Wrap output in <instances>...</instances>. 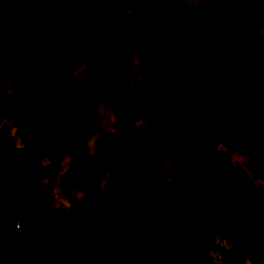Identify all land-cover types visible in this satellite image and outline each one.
I'll return each instance as SVG.
<instances>
[{"label": "trees", "instance_id": "1", "mask_svg": "<svg viewBox=\"0 0 264 264\" xmlns=\"http://www.w3.org/2000/svg\"><path fill=\"white\" fill-rule=\"evenodd\" d=\"M12 1L25 10L12 11ZM88 1L0 0V97L21 92L25 121L35 130L7 153L0 146V264H264V245L259 254L234 247L235 234L246 244L264 235V170L253 164L264 157V0H194L181 11L167 0H120L86 10ZM89 18L94 38L87 41ZM65 19L75 24L76 41L38 44L39 25L59 31ZM169 20L176 23L165 29ZM21 21L27 28L18 31ZM237 23L243 30L233 40ZM132 36L131 52L119 56L116 41ZM235 51L246 52V65L255 64L257 82L232 65ZM122 65L130 71L124 75L138 76L129 94L114 85ZM48 70L80 79L77 96L65 98L52 84L40 95L35 89ZM96 75L109 84L108 95H99ZM152 88L174 111L173 121L146 97ZM184 91L193 107L185 123ZM90 94L99 101L88 123L91 105L80 97ZM139 113L153 139L136 147L140 131L131 119ZM218 119L230 128L225 149L212 128ZM181 130L191 143L178 142ZM18 133L7 112L0 113V141L12 142ZM39 146L70 153V175H42L33 190L11 186L6 167L28 172ZM178 149L204 157L202 178L175 170ZM85 152L103 161L100 170ZM239 152L246 159L233 162L232 172L224 162ZM144 230L152 249L180 243L179 257L145 254Z\"/></svg>", "mask_w": 264, "mask_h": 264}, {"label": "rangeland", "instance_id": "2", "mask_svg": "<svg viewBox=\"0 0 264 264\" xmlns=\"http://www.w3.org/2000/svg\"><path fill=\"white\" fill-rule=\"evenodd\" d=\"M193 1L194 0H168V3L170 6H176L179 10L180 9L182 10L188 7L191 3H193ZM49 2L53 3L52 1ZM119 2L120 0H89L86 4L87 6L86 10L88 6L98 3H106L109 5H114V4H118ZM9 7L18 13H20L25 9V5L22 2L9 4ZM171 24H174V22L167 21L166 23H163V26L165 29H167L168 27L172 26ZM141 25L144 26V24ZM236 25L240 26L238 27L239 30H241V28L243 27V23H237ZM89 27L90 29L87 28V30L92 31L91 26ZM235 29L236 27L234 28V30ZM69 33L70 32H68V34ZM133 42L134 41H129L128 45L125 46L124 44L120 45L119 53L126 52L129 49V45H132ZM127 70L128 69L125 67V65H122L120 69L121 75H124L127 72ZM47 76L49 75L47 74ZM119 81L121 84H123L126 83L125 81L127 80L126 78H121ZM128 87H130L129 89H131V86L128 85ZM20 97H21V92H19L16 95L5 94L0 97V113L6 111L10 121L19 129V133L12 142H9L8 140L5 139H2L0 141L1 149L6 153L9 152L14 145H17L21 143L23 140L27 138H31L35 135L34 127L25 121ZM96 98L97 96L94 95L89 99H87V101L89 103H94ZM150 98L152 100H155V98L152 96H150ZM157 99L160 100V97L158 96ZM167 114L170 116V117L168 116L169 117L168 119L172 120L173 119L172 116L168 112ZM164 115L166 116V114ZM172 115L175 117V113H173ZM189 118L190 115L186 116L184 118L183 123L187 122ZM217 121L219 122L217 123L214 121L215 123L212 125L213 129H215L213 132L215 133V135H217L218 138H221L222 140L219 141L218 143L219 147L225 149L226 144L224 143L223 138H225L226 135L229 133L230 128L229 126H226L223 122H220L221 120L218 119ZM131 124L133 125L134 128H138L140 131L136 136V140H135L136 147L144 146L145 144H147L149 140L153 139V134L150 131V129L144 130L145 118L143 115H141V113L135 115L131 119ZM176 137L178 142L182 144H189L192 142L191 135L188 132L186 133L184 130H181L180 133L176 135ZM117 149L120 150V147L117 146ZM206 149H207L206 147H199L198 152L202 153L206 151ZM230 156L231 158L229 159V161L226 160L224 164L228 170L235 172V169L232 167L231 164H233V162L243 163L246 157L242 152L232 153ZM85 158L86 160L91 161L98 170L102 168V162L96 159L94 155L85 152ZM173 163L175 166V170L179 171L187 179L202 178L207 169L204 164V157L201 154L192 156L184 151H180L179 149L173 156ZM255 163H254L256 165V166L254 165L255 168L259 170L263 169L264 157L258 158V161H255ZM72 164H73V160L71 159L70 153L58 154L46 146H39L37 150V161H35L32 169L29 170L28 172H25L24 170L16 166H7L5 169L6 181L11 186L27 185L29 189L33 190L36 188L37 182L40 176L42 175H45L47 177H51L55 173H61L62 175H66V174L70 175L68 173V170ZM176 187L177 186L174 181L170 182L169 184L170 193H175ZM166 198H167L166 196H162L158 199V202L162 205L165 203ZM147 236H148V231L144 230L142 234V239L144 242L142 246V250L145 254L151 255L155 260L161 259L164 261H170L179 257L181 251L180 243L174 244L173 246L168 248L162 247L159 249H152V247L146 242ZM234 241H235L234 247L237 248L238 254L243 253V250L247 248V245L251 248V250H253V252L259 254V251L262 248L261 246L264 245V235H257L253 237L248 242V244H246V242L243 241L238 234H235Z\"/></svg>", "mask_w": 264, "mask_h": 264}, {"label": "crops", "instance_id": "3", "mask_svg": "<svg viewBox=\"0 0 264 264\" xmlns=\"http://www.w3.org/2000/svg\"><path fill=\"white\" fill-rule=\"evenodd\" d=\"M167 2H168V0H167ZM12 3H19V2L18 1H12L10 4H12ZM168 5H169V3H168ZM170 7H173L175 9L179 10L176 6H170ZM12 11L16 12L15 10H12ZM23 11H21V12H23ZM179 11H181V9ZM68 19H67V21H66V19L64 20L62 25L58 27L59 31L55 30L56 32L54 31L55 27L54 28H49V27H46L43 24L39 25L38 31H37V42H38V44H40L42 46L48 45L49 43H51L50 40H52L53 38H58V39L61 38V39H67V40H71V41H76V35H77L76 26H75V24L73 22L68 21ZM88 20L89 21H88L87 25H85V32H86L85 36H86L87 41H90V40H92L94 38V28H93L94 22H93V20L91 18H89ZM169 21H171V20H169ZM175 23L176 22H174V24ZM174 24H171V25L173 26ZM89 26H91L92 31L87 30V28L90 29ZM238 27H240V26H236L235 30H234L235 27L233 28V31H232L233 32L232 33L233 40L236 39L239 36V34L241 33V31H242L243 27L241 28V30H239ZM25 28H27V26H23L22 21H21V23L18 25V31H22ZM68 32H70V33L68 34ZM129 41H134L132 45H129V49L126 52H124V53H119V46L123 45V44H124V46L128 45ZM135 42H136V38L134 36H132L130 38H125V39L124 38L118 39L116 41V43H115V48H116L117 54L119 56H125V55L129 54L131 52V49H132L133 45L135 44ZM245 59H246V52L245 51H235L230 56V62L232 63V65L234 67L240 68L242 70H247V72L250 74V76L257 82L258 81V73H257V69H256L255 64L246 65L245 64ZM47 74L49 76H47ZM126 74H130V71H127ZM48 77H49V79H48ZM121 78H126V80H127V81H125L126 83H123V84H126V85H123V84L120 83L119 80ZM95 80H96L97 85H98V93H99V95H101V96L108 95L109 91H110V87H109V84L107 83V81L103 77H101L99 75L95 76ZM137 80H138V76L134 77V76L121 75L120 74V76H117V78L115 79L114 85L117 88V91L119 93H121V94H127L128 93L129 94V93H132V92L137 90ZM42 83L43 84H41V85L43 87L37 86V88L35 89L36 91L40 92L39 93L40 95L42 94V90L44 91L46 89V86H44V85L52 84V85H55V86L58 87V89L60 90L61 94L65 98H73V97L77 96V91H78V88H79V86L81 84V80L80 79H76V78H72V77L61 78V77L55 75L53 72L48 70L45 73V75H44ZM128 85L131 86V89H129L130 87H128ZM94 95L97 96V98L95 99L94 103H89L87 101V99H89L90 97H92ZM182 95H183V101H184V107H185V113H184V117L182 119L184 121V118L186 116L191 115L193 113V107H192V103H191V95L189 94V92L184 91ZM150 96L154 97L155 100H152L150 98ZM158 96L160 97V100L157 99ZM146 97L148 99H150L151 101H153V103L156 104L162 110L163 114H166L165 117H167V119L170 117L167 114V112H168L173 118L170 121L174 120L175 117L172 115L174 113V111H172V110L167 108V106H166V104H165V102H164V100L162 98L161 91L159 89H156V88L150 89ZM80 99L85 104L91 105V108L89 109L88 115H87V121H88V123H91L92 120H93L92 118L94 117V114L96 112L95 108H93V107L97 105V103L99 101V96H98V94H90V95L81 96ZM141 115H143V114L141 113ZM215 122L218 123L219 121L215 120ZM179 128L180 127H178L177 130ZM212 128H213V126H212ZM213 130H215V129H213ZM118 152H120V151H118ZM99 161L102 162V166H103V161L102 160H99ZM255 161H258V158L253 160V164L255 163ZM261 161H263V160H261ZM89 162H91V161H89ZM261 164H263V163H261ZM261 170H264V168L260 169L259 171H261Z\"/></svg>", "mask_w": 264, "mask_h": 264}]
</instances>
